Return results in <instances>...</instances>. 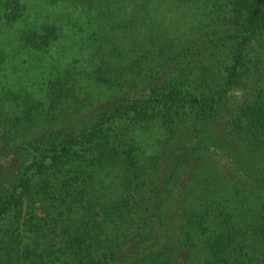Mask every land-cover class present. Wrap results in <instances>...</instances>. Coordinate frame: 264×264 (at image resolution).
<instances>
[{"label": "trees", "instance_id": "1", "mask_svg": "<svg viewBox=\"0 0 264 264\" xmlns=\"http://www.w3.org/2000/svg\"><path fill=\"white\" fill-rule=\"evenodd\" d=\"M44 1L70 2L87 23H103L97 47L81 50L89 64L83 73L47 77L40 99L8 91L20 108L12 118L0 103V264H264V163L246 186L209 165L194 169L207 170L196 196L178 194L174 182L213 131L246 46L264 30V0ZM204 4L206 18L176 50L167 35L154 34L180 6ZM21 9L19 0H0V20L17 21ZM37 22L17 37L45 52L60 25ZM230 54L220 81L215 68ZM82 83L101 87L102 98L80 97ZM188 121L194 145H170ZM225 124L214 143L242 165L250 155L264 159L261 91ZM151 127L155 133L145 131ZM144 142H151L148 174L139 163Z\"/></svg>", "mask_w": 264, "mask_h": 264}, {"label": "rangeland", "instance_id": "2", "mask_svg": "<svg viewBox=\"0 0 264 264\" xmlns=\"http://www.w3.org/2000/svg\"><path fill=\"white\" fill-rule=\"evenodd\" d=\"M19 2L22 9L21 16L17 21L7 24L4 20H0V103L2 104L1 112L10 118L19 115L20 108L14 107L15 103L10 100L9 96H5V93L8 91L19 92L18 94L23 96L29 93L32 98L40 99L47 77H54L58 74L66 76V73L70 76L83 73V69L88 68L89 64L81 50L85 46L97 47V42H92V40L99 34L96 26L103 23L98 19L90 20L87 23L85 12H81L80 7L73 6L70 2L63 1L55 6L46 4L44 0H19ZM199 7L198 10L191 8L187 11L188 8L184 5L180 6V9L166 15L167 19L161 21V30L158 27L153 33L155 35H167L176 50L178 42L181 44L194 35L198 24L197 19L206 18L205 14H201L202 11L206 10L205 4ZM46 17L60 25L59 33L52 45L45 52L24 48L17 37L18 30L33 20L40 22ZM161 22L159 21V23ZM244 53L246 54L245 67H240V73L235 76V81L231 84L228 95L224 99V108L213 131L196 147L193 158L189 160L188 165L178 171L174 180L178 194L190 193L196 196L207 185L205 181L207 170H203L200 174L194 172L198 165V170L204 165H209L211 171L221 170L220 173L225 175L223 180L225 178L238 180L246 186L254 181L257 166L264 163L262 157L250 155L247 156L244 165H242V162L235 158L229 148L214 143L215 133L217 131L221 133L226 129V119L239 103H242L246 98H254L260 91L261 94H264V30L250 40ZM230 56L231 54L224 56L222 58L224 64L219 65L218 63L217 66L220 67L215 68L219 70L220 81H224L231 70L233 61ZM78 80L79 82L82 81L81 76H78ZM82 85L83 87L79 86L80 97L89 92L93 101L97 97V101L99 97L102 98L99 93L102 90L101 87L95 85L92 90H89L83 83ZM77 101L78 99L72 101L71 104L76 106ZM91 109L89 107L81 113L86 112L88 114ZM126 123L128 121L123 122L122 125ZM189 123L190 121L180 126V130L170 140V145L174 143L175 148L194 145V136L190 135V130L186 128ZM145 131L155 133L156 128L151 127ZM150 144L151 142L142 143L139 150V163L144 166L147 174L150 172L148 170L150 168L148 158L151 152ZM235 146L237 153L243 149L238 143H235ZM167 159L165 158V160ZM13 165L6 167L4 173H8L9 168L11 172L14 171L15 166ZM38 213L41 214L40 211ZM6 219L2 221L3 227L7 226Z\"/></svg>", "mask_w": 264, "mask_h": 264}]
</instances>
